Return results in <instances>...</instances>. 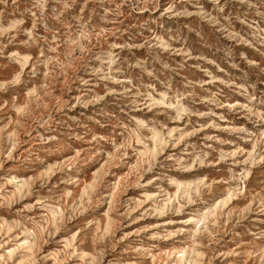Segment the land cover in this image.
<instances>
[{
	"label": "rangeland",
	"instance_id": "374dc122",
	"mask_svg": "<svg viewBox=\"0 0 264 264\" xmlns=\"http://www.w3.org/2000/svg\"><path fill=\"white\" fill-rule=\"evenodd\" d=\"M0 264H264V0H0Z\"/></svg>",
	"mask_w": 264,
	"mask_h": 264
}]
</instances>
